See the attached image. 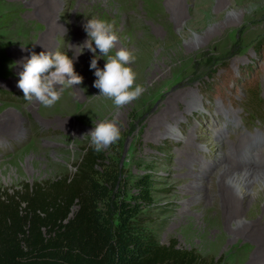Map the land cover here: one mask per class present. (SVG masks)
I'll list each match as a JSON object with an SVG mask.
<instances>
[{"label":"rangeland","instance_id":"obj_1","mask_svg":"<svg viewBox=\"0 0 264 264\" xmlns=\"http://www.w3.org/2000/svg\"><path fill=\"white\" fill-rule=\"evenodd\" d=\"M92 17L118 37L109 55L135 56L144 91L120 109L97 97L93 54H80ZM44 50L68 53L84 78L53 107L29 104L17 87L21 62ZM114 113L121 137L99 152L97 169L116 175L115 198L133 201L138 180L147 183L142 212L158 244L220 264H264V248L237 233L264 224V199L229 222L215 194L198 198L236 138L245 144L235 162L264 166V0H0V191L72 176L91 146L85 134Z\"/></svg>","mask_w":264,"mask_h":264},{"label":"trees","instance_id":"obj_2","mask_svg":"<svg viewBox=\"0 0 264 264\" xmlns=\"http://www.w3.org/2000/svg\"><path fill=\"white\" fill-rule=\"evenodd\" d=\"M103 155L86 146L72 176L0 191V264H220L174 244H158L135 199L115 198L117 177L97 168Z\"/></svg>","mask_w":264,"mask_h":264},{"label":"clouds","instance_id":"obj_3","mask_svg":"<svg viewBox=\"0 0 264 264\" xmlns=\"http://www.w3.org/2000/svg\"><path fill=\"white\" fill-rule=\"evenodd\" d=\"M87 39L81 47L80 54L88 49L93 58L90 69L95 70L93 86L99 89L97 97L111 99L115 108L120 109L138 99L143 94V87L135 83L136 73L130 66L135 56L127 49L115 50L118 42L112 25L102 18L92 17L84 24ZM95 45V46H93ZM99 50V55H97ZM78 56V55H77ZM105 60L103 68L98 67V60ZM74 60L68 53L56 51L32 52L22 63L18 73L17 87L23 92L24 99L32 104L38 102L43 107H53L60 101L67 89L82 84L83 76L75 71ZM114 113L112 119H104L94 125L90 133V144L96 152L115 144L121 137V129Z\"/></svg>","mask_w":264,"mask_h":264},{"label":"bare ground","instance_id":"obj_4","mask_svg":"<svg viewBox=\"0 0 264 264\" xmlns=\"http://www.w3.org/2000/svg\"><path fill=\"white\" fill-rule=\"evenodd\" d=\"M244 144L245 140L236 138L231 146V153H240ZM233 154L223 168L211 178L212 187L205 189L208 191L203 192V195L201 193L198 197L199 201L202 202L207 196L206 193L215 194L219 200L218 205L221 206L224 217L229 222L241 219L250 207L255 205L257 199H264V166L262 168L257 166L256 161L255 166L240 167V164L235 162ZM199 164V177L202 179L200 183H203L205 176L202 174L203 163L200 162ZM259 164L261 165V163ZM263 216L264 205L262 208ZM237 233L240 236H248L264 248V224L260 221L251 226H243L237 230Z\"/></svg>","mask_w":264,"mask_h":264}]
</instances>
